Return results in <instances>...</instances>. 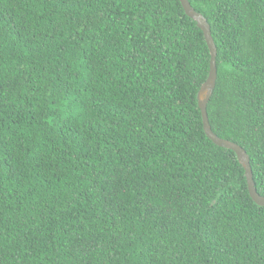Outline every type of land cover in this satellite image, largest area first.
I'll return each instance as SVG.
<instances>
[{"label":"trees","instance_id":"16d2710c","mask_svg":"<svg viewBox=\"0 0 264 264\" xmlns=\"http://www.w3.org/2000/svg\"><path fill=\"white\" fill-rule=\"evenodd\" d=\"M189 1L264 196V0ZM210 61L180 0H0V264H264Z\"/></svg>","mask_w":264,"mask_h":264},{"label":"water","instance_id":"95a60500","mask_svg":"<svg viewBox=\"0 0 264 264\" xmlns=\"http://www.w3.org/2000/svg\"><path fill=\"white\" fill-rule=\"evenodd\" d=\"M180 1L187 15L195 19L198 26L203 30L211 53L210 70H209L208 78L202 84L200 90L198 91V105L202 113L205 133L218 146L225 147L235 151L239 162L242 164V166L245 169L248 188L252 199L258 205H264V196L259 194V192L256 189L253 178V170L251 167L250 156L245 150V148H243L241 145H239L234 141L220 137L213 131L211 127L208 111H207V105L213 94V90L216 86V81H217V62H216L217 46L212 35L211 26L207 21V18L202 13L198 12L191 5L189 0H180Z\"/></svg>","mask_w":264,"mask_h":264}]
</instances>
